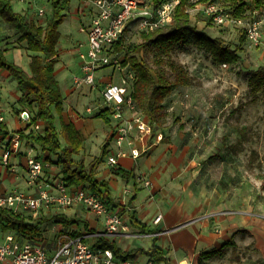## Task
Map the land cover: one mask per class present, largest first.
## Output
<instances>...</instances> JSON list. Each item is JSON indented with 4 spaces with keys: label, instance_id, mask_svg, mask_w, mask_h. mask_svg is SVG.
Returning a JSON list of instances; mask_svg holds the SVG:
<instances>
[{
    "label": "rangeland",
    "instance_id": "1",
    "mask_svg": "<svg viewBox=\"0 0 264 264\" xmlns=\"http://www.w3.org/2000/svg\"><path fill=\"white\" fill-rule=\"evenodd\" d=\"M88 1L69 0L68 9L63 12V20L58 26V61L54 68L56 80L62 86V97H66V99L63 97V103L65 100L63 106L66 109L71 108L70 111L74 114V117L88 119L91 130L94 132L91 136L92 142L88 139L84 143L86 147H89L98 140L95 150L98 152V157L101 156L103 151L105 152L102 160L104 162L109 155L105 149L109 142L113 122L110 121V116L108 117L110 120L105 122L103 119L95 117V115L98 113L99 107H106L100 94L101 86L104 84L103 81L111 79L113 84H118L121 73L117 69H113L112 66L98 70L95 73L96 88L93 90L86 86L74 89L71 85L73 76L80 74L82 60L79 58V54H86L87 52L86 30L95 9ZM9 2L14 12L28 14L42 25L45 24L51 14L50 0H28L26 2L9 0ZM39 8L45 11L43 16L37 15ZM248 9L252 10L254 8L250 7ZM257 16L263 20L261 29L263 44L257 47L249 43L238 27L231 25L216 26L204 20L201 16H196V18L192 16L191 23L198 30L205 31L210 37L220 38L223 43L231 48H237L238 59L235 63H226V66L223 67L221 64L213 63L209 55L194 47L176 45L171 57L175 62L185 67L192 77L193 83L188 87H178L172 91L164 102V121L161 126H155L156 131H161L163 134L161 144H175L178 147L180 146L179 151L186 145L192 144L194 147L196 146L195 148L199 146L197 152L188 154V158L197 157L200 161L205 162L202 164L201 171L209 174L207 175L209 176L208 181L211 182L212 186L217 183L219 187L226 189L229 186L243 188V191L251 197L250 202L261 201L264 207V191L262 190L264 184V97L260 93H253L248 82V78L254 70L264 69V8L257 9ZM139 42L140 38L134 32L127 34L124 41L127 45ZM0 47L6 61L20 67L25 72H29V54H27L24 44L18 40L15 30L8 28L1 19ZM0 71H3V69L0 68ZM67 90H71L70 96H67L69 95L66 92ZM16 94V82L10 76L9 78L0 76V106L6 108L2 109L1 116L5 120L14 119V115L19 117L20 112L24 110L29 114L32 112L31 109L23 108L17 102V108H15L13 97ZM87 108H90L92 112L88 113ZM20 121L24 123L22 120ZM55 128L60 145L63 148L61 118L57 113L55 114ZM24 129L21 131H29L32 127L27 126L26 123ZM104 137H106V140L99 146L98 143L103 141ZM32 145V142L24 141V148ZM33 147L36 153L39 152L38 156L41 158L40 148L38 146ZM91 149H93L91 154L87 155L86 158L85 155L81 156L80 152L78 155H74L73 159L84 163L89 158H91V161L98 158L95 157L94 148ZM108 149H114V142L110 141ZM47 162L59 170L56 155H51ZM209 162H221L224 165L222 168H220V165L210 167V164H207ZM18 170L14 173L6 169V173L17 175L18 180L15 184H11L6 180L4 184L8 190L16 188L23 192H29L28 189L30 188L26 184L25 177L22 176L23 170ZM221 171H223V176L222 179L218 180ZM202 175L204 176L203 173ZM130 186L128 184V187ZM113 192L115 193V191ZM130 199L131 196L126 200ZM52 208L49 212L51 214H63L65 211L58 210L55 207ZM167 211L166 208L161 211L166 218ZM186 212L188 213V210ZM38 214L34 219L45 216L47 213L39 212ZM150 214H152L151 209L147 211V215ZM179 216L184 218L185 215L181 214ZM179 218L174 217L171 221L172 225L167 223L168 219L165 220L166 225L169 227L179 225ZM55 227L56 225L53 222H47L40 229V236L44 237L46 243H44V246L48 253L55 250L54 240L57 231ZM73 227L77 228V225H73ZM196 227H198V224L194 221L170 231L169 234L161 233L159 236H153L151 234L158 232L160 229L155 227L152 220H150L147 230L151 234H143V236L135 238L125 236L104 238L109 241L113 240L116 247L122 252H130L135 249L148 250L154 245L163 252L166 251L170 258L175 257L178 259L182 258L186 251L181 246L176 249L177 239L181 238L186 232H192ZM79 229L83 231L81 225ZM136 231L138 229L132 224L131 232ZM41 240L38 242H41ZM87 242L94 244L95 240L88 239ZM225 245L224 243L217 248L219 250L218 254L207 259L204 257L203 264H247L250 262V259L246 260L247 255L243 254L242 256L236 248L226 250L224 249ZM194 263L197 264V261Z\"/></svg>",
    "mask_w": 264,
    "mask_h": 264
},
{
    "label": "built area",
    "instance_id": "2",
    "mask_svg": "<svg viewBox=\"0 0 264 264\" xmlns=\"http://www.w3.org/2000/svg\"><path fill=\"white\" fill-rule=\"evenodd\" d=\"M89 1L95 9L86 30L87 52L79 54L82 60L80 74L73 76L71 85L74 89L86 86L93 90L96 88L95 73L98 70L112 66L121 73L118 84H113L111 79L106 80L100 89L106 107H99V111L107 109L111 117L109 120L113 122L106 147V152L109 153L106 162L111 168H115L119 159L140 158L163 139L162 132L154 131L147 118L136 108L131 96L134 72L129 66L122 65V57L115 51V45L125 41L129 33L139 35L169 25L179 0H164L156 5L150 0ZM185 12L191 19L192 16L193 18L201 16L216 26L238 27L252 46L263 44L261 32L263 20L257 16V9L238 16L218 0H188ZM44 13L42 8L37 10L38 16H43ZM87 112L90 113L92 110L87 108ZM19 117L24 123L30 121V116L25 110L20 112ZM2 122L3 118L0 117V123ZM32 128L38 131L40 123H35ZM110 141L114 142L113 150L108 149ZM20 156L23 158L26 184L33 189V193L16 188L9 191L0 190V207L31 214L30 216L35 218L39 212L52 210V207L63 210L81 206L102 219V230L94 234L87 232L74 236L71 234L72 230L61 229L56 232L55 250L52 253L46 251L41 239V242L21 240L7 233L0 237V264H137L130 259L114 256L110 249L99 248L87 242L88 239L95 240L94 237L97 236L133 238L143 236L139 230L131 232L133 207L130 201L118 204L82 186L69 187L65 185L58 172L53 178L45 179L49 162L40 158L33 146L24 148V140H21L17 131L0 132V166L15 173L19 165L12 163V160ZM141 182L144 186L150 185L149 180ZM134 191V186L126 187L122 190V196L130 197ZM160 219L161 215H157L153 222L158 223ZM152 235L156 236L154 233ZM182 263L196 264L191 260L177 264ZM140 264L155 263L147 258Z\"/></svg>",
    "mask_w": 264,
    "mask_h": 264
},
{
    "label": "trees",
    "instance_id": "3",
    "mask_svg": "<svg viewBox=\"0 0 264 264\" xmlns=\"http://www.w3.org/2000/svg\"><path fill=\"white\" fill-rule=\"evenodd\" d=\"M154 5L164 0H150ZM222 5L232 10L234 15L241 16L243 13L254 9L264 8V0H218ZM188 0H179L176 6L172 22L164 27L151 32L140 33V42L136 44H125L121 41L115 45V51L122 57V65H127L134 72V82L131 84V96L136 108L147 118L156 131V126L162 125L164 121V102L172 91L178 87L192 85V77L185 67L175 62L171 53L176 45L194 47L211 58L216 64H233L238 59L237 48H231L218 37H210L205 31L198 30L191 23V18L185 12ZM51 14L42 25L38 20L28 14L14 12L9 0H0V19L6 26L15 30L18 40L25 43L29 55V72L5 60L3 50L0 47V68L16 82L19 94L16 101L23 108L31 109L30 121L27 126L31 127L41 123L38 131L33 130L17 132L21 140L32 142V146H38L46 161L51 155H56L59 165L58 175L65 185L69 187L82 186L96 193H104L108 196V184L106 181H97L95 174L99 164L102 162L105 152L93 159L88 165L82 161H75L74 155H78L83 149L82 138L72 123L61 121V136L64 141L62 148L55 128V114L61 118L63 109V97L58 81L54 75V66L58 61V26L63 20V12L68 9L69 0H50ZM244 35V34H243ZM248 82L253 93H260L264 97V69L254 70ZM97 118L108 122L109 112L107 109L98 111ZM25 130V129H24ZM6 131L5 126L0 123V132ZM161 132V131H160ZM122 178H131V173L121 170L114 171ZM264 191V184L262 186ZM47 222L59 224L64 230L77 225L76 230L71 232L74 236H80L83 231L94 234L88 229L85 220L75 216H66L62 213L46 214L38 219L30 215L15 212L0 207V237L7 233L13 234L21 240H40L41 226ZM131 223L142 234H151L147 226L135 220L131 216ZM83 227V231L79 226ZM93 246L110 249L114 256L135 261L138 256H147L155 264H169L164 252L154 245L148 250L135 249L130 252H122L113 241L102 236L94 237ZM218 249L201 253L197 264L204 263L207 259L218 254Z\"/></svg>",
    "mask_w": 264,
    "mask_h": 264
},
{
    "label": "crops",
    "instance_id": "4",
    "mask_svg": "<svg viewBox=\"0 0 264 264\" xmlns=\"http://www.w3.org/2000/svg\"><path fill=\"white\" fill-rule=\"evenodd\" d=\"M21 43L25 46L24 42ZM26 52L30 55L28 51ZM54 75L56 77L55 68ZM0 76L9 78L8 73L4 70L0 71ZM59 86L62 92L60 83ZM66 92L69 94L71 90H67ZM67 96H70V94ZM18 97L19 94L17 92L16 96L13 97L15 108H17L16 101ZM2 109L6 108L0 106V117H2ZM70 109H66L63 106L61 121L72 123L79 132L83 143H86L88 139L92 142L91 136L94 131L91 130L90 122L85 118L80 119L74 117ZM10 112L12 113L11 110ZM13 122L15 123L14 125ZM10 123L11 125L9 126ZM2 124L10 132H16L26 127V123H22L19 117L15 115L14 119H3ZM106 137L98 143L99 146L103 144ZM96 142L89 147H86L84 143L81 156L85 155L86 158L87 155L91 154L93 150L91 148H94V152L96 153L95 157H98V152L95 150L97 147ZM195 147L190 144L182 147L181 151H179L180 146L178 147L175 144L158 143L143 157L141 156L137 159L129 157L119 159L118 165L115 168H111L106 160L104 162L102 161L96 170L95 177L97 181L107 182L108 196L112 201L118 204L130 201L133 207L132 216L135 220L144 223L146 226L152 220L153 225L160 229L154 233L156 236H159L161 233L169 234L174 229L194 221L197 222L198 227L195 230L186 232L181 238L177 239L178 245H176V249L181 246L186 251L182 258L177 259L174 257L172 259L164 251V256L169 261V264H175L176 262L185 260L196 262L201 253L217 249L224 243L226 244L224 249L236 248L242 256L243 254L245 256L247 255L246 260L250 259V262L247 264H264L263 203L256 200L250 202L252 199L247 192L243 191V188L229 186L226 189L219 187L217 183L212 186L211 182L208 181L209 176L207 175L209 174L201 171L202 164L205 162L200 161L197 157L188 158L190 152H197L199 146L197 148ZM41 155V158H44L48 154L42 153ZM90 161L91 158L85 160L84 164L88 165ZM12 163L18 164L20 167L19 170H23V158L21 156L13 159ZM207 164H210V167L220 165V168L224 165L221 162H209ZM117 168L130 172L132 175L131 178L126 179L117 175L114 172ZM57 172L58 169L50 165L45 171L44 178L51 179L54 175H57ZM219 174L218 180L222 179L223 171ZM22 176H24V171ZM6 180L11 184H15L18 176L6 173L5 169L0 166V190L9 191L4 184ZM141 180H149L150 185L144 186ZM128 184L135 188L130 200H126L128 197L122 196V190L128 187ZM28 190L29 193H33V189L30 188ZM113 191L117 193L115 194ZM165 208L168 209L166 212L168 213L166 215L167 218L161 213ZM149 209L152 210V214L148 216L147 211ZM50 210H43L42 212L49 214ZM63 210H65L63 214H66L68 217L75 216L85 220L88 224V229L93 232H100L102 230V219L97 218L87 209L81 206H73ZM187 210L188 213L186 212ZM181 214L185 215L184 218L179 216ZM157 215H161V219L158 223H154L153 220ZM174 217H180L178 220L180 224L171 227L167 226L165 220L168 219L167 223L172 225L171 221ZM54 225H56L55 228L57 231L63 229L59 224ZM70 230H76V227L72 228L71 226L66 231ZM83 233L87 232L83 231ZM41 238L43 243H45L44 237L42 236ZM146 259L145 256H138L135 263L140 264Z\"/></svg>",
    "mask_w": 264,
    "mask_h": 264
},
{
    "label": "bare ground",
    "instance_id": "5",
    "mask_svg": "<svg viewBox=\"0 0 264 264\" xmlns=\"http://www.w3.org/2000/svg\"><path fill=\"white\" fill-rule=\"evenodd\" d=\"M182 264H185V263H182Z\"/></svg>",
    "mask_w": 264,
    "mask_h": 264
}]
</instances>
